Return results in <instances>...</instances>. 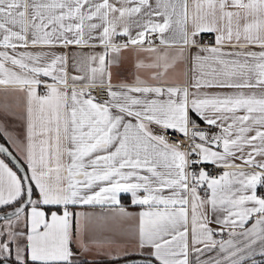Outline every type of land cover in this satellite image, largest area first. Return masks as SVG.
<instances>
[{
  "label": "snow or ice",
  "instance_id": "obj_1",
  "mask_svg": "<svg viewBox=\"0 0 264 264\" xmlns=\"http://www.w3.org/2000/svg\"><path fill=\"white\" fill-rule=\"evenodd\" d=\"M0 86V264H264V0H0Z\"/></svg>",
  "mask_w": 264,
  "mask_h": 264
},
{
  "label": "crops",
  "instance_id": "obj_2",
  "mask_svg": "<svg viewBox=\"0 0 264 264\" xmlns=\"http://www.w3.org/2000/svg\"><path fill=\"white\" fill-rule=\"evenodd\" d=\"M189 3H191V0H189ZM212 35V34H211ZM212 41H213V35H212ZM97 52L101 51L100 48L95 49ZM258 50V49H257ZM58 51H64V49H58ZM68 51L71 52H78L79 49L75 46L68 49ZM83 51L85 53L90 52L91 49L84 48ZM172 51V50H169ZM146 54H140V58L144 59ZM137 60V54L128 50L122 53V66L119 75L116 74L117 70L115 68L112 69L113 71V81L114 83L119 80H123L129 84H131L134 80L135 75H140L142 79H147L150 75L151 70H141L139 73H137L135 69V63ZM71 63V61H70ZM190 67V66H189ZM69 71L73 74L75 73L74 70L70 67ZM187 69L183 65H177L175 69H169L166 78L172 81H175L178 84L185 85L186 81L191 80V72L187 71V75H185V72ZM7 103L11 105L12 107L16 108L19 112H23L25 103H26V97L23 93L14 91L11 86H9L7 89H5L4 86H0V104ZM203 126V125H202ZM122 203L125 204L126 207H128L129 201L128 197L125 196L122 200ZM84 210L89 212H99L100 209L97 206L95 209L92 208H85ZM129 211L131 212H138L140 209L138 207H129ZM135 221H126L123 224H121L119 227L121 229L127 230L129 228H134Z\"/></svg>",
  "mask_w": 264,
  "mask_h": 264
},
{
  "label": "built area",
  "instance_id": "obj_3",
  "mask_svg": "<svg viewBox=\"0 0 264 264\" xmlns=\"http://www.w3.org/2000/svg\"><path fill=\"white\" fill-rule=\"evenodd\" d=\"M204 41H206L208 43H212V35L211 34H205L204 35ZM92 91H93V95L100 96V97H102L104 95L103 86H97ZM169 139L174 142L175 139H176V134L175 133H170L169 134Z\"/></svg>",
  "mask_w": 264,
  "mask_h": 264
}]
</instances>
